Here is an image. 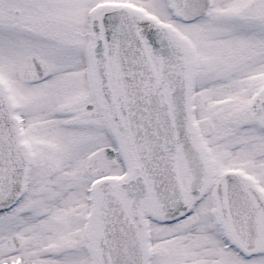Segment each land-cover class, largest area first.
<instances>
[{"label":"snow or ice","instance_id":"obj_1","mask_svg":"<svg viewBox=\"0 0 264 264\" xmlns=\"http://www.w3.org/2000/svg\"><path fill=\"white\" fill-rule=\"evenodd\" d=\"M0 264H264V0H0Z\"/></svg>","mask_w":264,"mask_h":264}]
</instances>
